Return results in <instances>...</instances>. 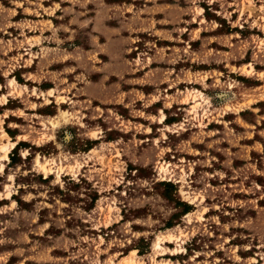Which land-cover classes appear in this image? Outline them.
<instances>
[{"label": "rangeland", "instance_id": "374dc122", "mask_svg": "<svg viewBox=\"0 0 264 264\" xmlns=\"http://www.w3.org/2000/svg\"><path fill=\"white\" fill-rule=\"evenodd\" d=\"M130 252L264 264V0H0V264Z\"/></svg>", "mask_w": 264, "mask_h": 264}, {"label": "crops", "instance_id": "0c3cea01", "mask_svg": "<svg viewBox=\"0 0 264 264\" xmlns=\"http://www.w3.org/2000/svg\"><path fill=\"white\" fill-rule=\"evenodd\" d=\"M79 13H82V12H79ZM131 253H133V252H130L129 253V255L128 256H124V257H120V258H117V259H115V264H126L125 262H126V260L128 259V258H130V254ZM124 260V261H123Z\"/></svg>", "mask_w": 264, "mask_h": 264}, {"label": "bare ground", "instance_id": "6f19581e", "mask_svg": "<svg viewBox=\"0 0 264 264\" xmlns=\"http://www.w3.org/2000/svg\"><path fill=\"white\" fill-rule=\"evenodd\" d=\"M4 146H5V145H4ZM8 148H9V147H7V145H6L5 147L2 148V150L5 152V151H8ZM4 157H5V156H4ZM6 157H7V156H6ZM159 239H160V237H159ZM155 247H156V248H160L161 246H160V244L157 242V243L155 244ZM125 263H126V264H131V263H132L131 258L127 259Z\"/></svg>", "mask_w": 264, "mask_h": 264}, {"label": "trees", "instance_id": "16d2710c", "mask_svg": "<svg viewBox=\"0 0 264 264\" xmlns=\"http://www.w3.org/2000/svg\"><path fill=\"white\" fill-rule=\"evenodd\" d=\"M19 146H21V143H20V144H18L17 148H18ZM18 203L20 204V203H21V201H18Z\"/></svg>", "mask_w": 264, "mask_h": 264}]
</instances>
